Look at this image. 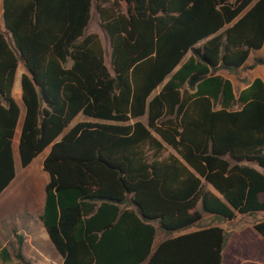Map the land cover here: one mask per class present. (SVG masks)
Wrapping results in <instances>:
<instances>
[{
	"label": "trees",
	"instance_id": "16d2710c",
	"mask_svg": "<svg viewBox=\"0 0 264 264\" xmlns=\"http://www.w3.org/2000/svg\"><path fill=\"white\" fill-rule=\"evenodd\" d=\"M92 5L107 62L100 35L86 32ZM2 6L0 194L15 176L21 122V166L49 148L38 218L61 264H222V227L170 235L204 213L230 221L264 212V83L236 93L218 73L263 46L264 0ZM21 61L22 119L12 96ZM78 115L95 121L69 127ZM253 229L264 240V220ZM158 231L168 237L155 242ZM13 232L15 258L31 264Z\"/></svg>",
	"mask_w": 264,
	"mask_h": 264
},
{
	"label": "rangeland",
	"instance_id": "374dc122",
	"mask_svg": "<svg viewBox=\"0 0 264 264\" xmlns=\"http://www.w3.org/2000/svg\"><path fill=\"white\" fill-rule=\"evenodd\" d=\"M86 32H95L100 35L106 50V59L108 61V45L99 26L98 16L93 5L91 8L90 22ZM256 56L264 59V47L258 54H256ZM256 66L261 68L264 73V63ZM244 73L246 74L247 70H244ZM240 77H242V74L238 72L234 80L236 89L240 86V83H242ZM18 102L21 104L20 99H18ZM78 121L95 120L83 115H78L73 119L69 127ZM18 125L13 138L14 144L17 143L15 140L18 139ZM12 151L15 164V176L7 188L0 194V243L6 241L7 246L10 242H14V236L12 235L13 230L19 233V235H22L23 238L32 236V238L37 237L39 241L41 240L38 231V228L40 227L38 216L42 208L44 186L48 181L47 173L43 170L42 163H40L43 158V155L40 156L42 153L36 156L31 164L23 167L18 158L17 144L15 145V148L12 146ZM260 216L261 215L259 214L240 215L237 216V218L228 221L218 216L204 213L202 219L192 226L200 228L208 225H216L227 231L231 228L240 227L249 224L250 222H254ZM45 248L47 249L48 247L46 246ZM47 250H50V254H52L50 248Z\"/></svg>",
	"mask_w": 264,
	"mask_h": 264
},
{
	"label": "crops",
	"instance_id": "0c3cea01",
	"mask_svg": "<svg viewBox=\"0 0 264 264\" xmlns=\"http://www.w3.org/2000/svg\"><path fill=\"white\" fill-rule=\"evenodd\" d=\"M0 29L2 31L5 30L4 21H3L2 0H0ZM88 33H91V32H88ZM263 47H264V44L260 49L251 51L245 64L237 68L235 71L230 72L225 69H221L218 71L220 75L229 79L232 82L236 93L242 88H244L246 85H248L256 77L260 78L264 83V73L261 68L256 66L258 64H256L255 66L251 68H248L250 65L253 64V59L255 57H258L256 56V54H258L259 51L263 49ZM106 62H107V59H106ZM23 65L24 64L22 61L19 62L16 75H15L13 88H12V96L14 97L15 101L17 102V104L19 105L21 109V119L24 113V106L21 100V88H20V77H21V74L24 72ZM244 70H247L246 74L244 73ZM238 72L242 74V77H240V80L242 81V83H240V86L236 89L234 80ZM18 99L21 100V104L18 102ZM20 124L21 122L18 125L19 131H20ZM15 141L18 142V139ZM16 144L17 143L15 144L13 143V148ZM48 150L49 148L45 149L42 152V154H40V156L43 155V158L41 159L40 163H42ZM32 162L33 160L29 164H31ZM43 201H44V198H43ZM42 206H43V202H42ZM254 214L261 215L257 220H264V212H257ZM237 216H240V215H237ZM237 216L235 218H237ZM39 226L40 227L38 228V231H39L41 240L39 241L37 237L32 238V236H29L28 238L24 237L23 244L21 247L22 255L27 260H29L31 264H61L62 256L55 250V248L51 244L48 238V235L45 231V228L43 227L41 222ZM198 229L199 227L192 226L190 228L174 232L170 236L174 237V236L189 233V232H192ZM227 232H228V240L222 252V264H264V240L253 229V222H250L249 224H246L240 227L231 228L227 230ZM12 233H13L12 235L14 236V232ZM165 237H168V235L158 231L155 242H158L159 240ZM14 242H10L8 246L6 244V241L0 243V248L2 247L8 248V255L6 256L4 260L0 259V264H22L14 256L13 250L16 249V238L15 237H14ZM46 246L51 249L52 254H50V250H47L48 248L47 249L45 248Z\"/></svg>",
	"mask_w": 264,
	"mask_h": 264
},
{
	"label": "bare ground",
	"instance_id": "6f19581e",
	"mask_svg": "<svg viewBox=\"0 0 264 264\" xmlns=\"http://www.w3.org/2000/svg\"><path fill=\"white\" fill-rule=\"evenodd\" d=\"M14 148H15V146H14ZM17 155V154H16Z\"/></svg>",
	"mask_w": 264,
	"mask_h": 264
}]
</instances>
